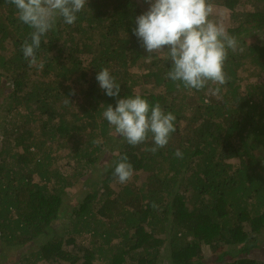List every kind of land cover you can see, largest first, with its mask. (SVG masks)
Listing matches in <instances>:
<instances>
[{
  "label": "trees",
  "instance_id": "1",
  "mask_svg": "<svg viewBox=\"0 0 264 264\" xmlns=\"http://www.w3.org/2000/svg\"><path fill=\"white\" fill-rule=\"evenodd\" d=\"M212 2L230 11L238 41L218 93L177 87L167 55L146 58L133 32L139 0H89L74 24L59 20L42 37L32 67L22 52L32 29L0 0L2 262L18 251L13 264H264V0ZM105 67L119 97L99 86ZM136 95L176 116L155 153L151 137L132 146L103 117ZM125 154L134 172L121 184Z\"/></svg>",
  "mask_w": 264,
  "mask_h": 264
},
{
  "label": "clouds",
  "instance_id": "2",
  "mask_svg": "<svg viewBox=\"0 0 264 264\" xmlns=\"http://www.w3.org/2000/svg\"><path fill=\"white\" fill-rule=\"evenodd\" d=\"M17 10L18 19L29 26L30 42L22 44L24 58L29 67L37 65L36 50L41 46L42 37L53 30L59 20L72 25L89 0H9ZM150 4L147 12L135 19L134 34L141 46L149 53L146 58L167 54L172 62L166 78L180 87L204 90L206 86L217 85L219 92L230 79L226 62L229 51L235 52L238 41L228 34L222 23L212 17L215 5L212 0H146ZM167 46V51L165 47ZM43 67L42 64L39 65ZM100 88L109 97H119L121 85L110 70L102 68L96 77ZM75 94L74 91L72 93ZM103 117L115 132L136 146L150 137L154 147L152 153L168 145L171 135L176 131V116L165 112L159 103L154 106L136 95L118 99L117 105H107ZM99 143V141H94ZM175 155L182 158V152ZM133 165L127 155L120 156L114 169V176L121 184L133 176Z\"/></svg>",
  "mask_w": 264,
  "mask_h": 264
},
{
  "label": "rangeland",
  "instance_id": "3",
  "mask_svg": "<svg viewBox=\"0 0 264 264\" xmlns=\"http://www.w3.org/2000/svg\"><path fill=\"white\" fill-rule=\"evenodd\" d=\"M140 1V4H141V6L144 8V10H145V12H147L148 10H149V8H150V4L149 3H147L146 2V0H139ZM214 16H219V18H221V23L224 25V27L227 29V27L229 26V23H230V11H228L227 9H225V8H218V7H215V13H214ZM165 51H167V46L165 47ZM167 54L166 53H163V54H161V56H166ZM250 72H254V66H249V65H247V66H245L244 67V69H242L241 70V73H240V75L242 76V78L244 79V80H247L248 79V74H250ZM132 73L133 74H136L137 76H141V74L143 73V71H142V69H140V68H134L133 70H132ZM246 84V83H245ZM136 91H140V86H138L137 88H136ZM1 93H3L1 90H0V94ZM0 146H1V142H0ZM66 152H60L59 153V155H63V154H65ZM109 153L110 152H108V153H106V155H107V157L109 156ZM66 161L67 160H63V161H61V162H59V167H61L62 169H64L65 168V166H64V164L66 163ZM67 169L65 168V170L64 171H66ZM147 178V174H144V175H141L140 177H139V179L137 180V185H143V184H145V182H146V179ZM118 188V185L116 184V189ZM78 189V187H74L73 189H72V191H71V196H70V201H68V202H72V201H74V199H76L77 198V196H75L74 194H75V191H78L77 190ZM59 226H61V228H62V230L64 229L63 228V226L61 225V224H59ZM89 238V237H88ZM88 238H87V236H83L82 238H80V239H77V245L78 246H80V245H88L89 244V242H90V240H88ZM100 246H104L105 248H106V246H105V244L104 243H102L101 241H100ZM11 253H13V254H11V257H10V262H2L1 260H0V264H13L12 262H13V260L15 259H18V258H21V257H19V256H21V254H22V252H15V251H13V252H11ZM253 256H256L257 258H261V256H260V254L259 253H255ZM40 264H46V263H40Z\"/></svg>",
  "mask_w": 264,
  "mask_h": 264
}]
</instances>
